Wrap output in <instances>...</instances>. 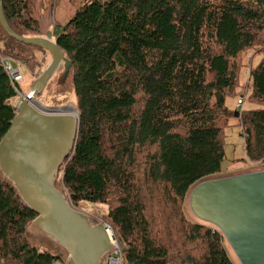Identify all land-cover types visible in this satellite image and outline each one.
I'll use <instances>...</instances> for the list:
<instances>
[{"label": "trees", "instance_id": "obj_1", "mask_svg": "<svg viewBox=\"0 0 264 264\" xmlns=\"http://www.w3.org/2000/svg\"><path fill=\"white\" fill-rule=\"evenodd\" d=\"M57 1L0 6L14 35L50 34L64 55L35 96L51 109L72 103L78 117L61 191L110 226L119 264H235L223 234L185 207L194 187L226 178L228 128L244 140V159L233 163L264 170V0H69L75 10L61 22ZM248 53L263 57L241 84ZM0 56L34 82L50 53L0 26ZM23 82L11 83L0 61V141ZM236 98L241 111L229 108ZM35 218L0 173V264H72L61 250L33 244L25 229Z\"/></svg>", "mask_w": 264, "mask_h": 264}, {"label": "water", "instance_id": "obj_2", "mask_svg": "<svg viewBox=\"0 0 264 264\" xmlns=\"http://www.w3.org/2000/svg\"><path fill=\"white\" fill-rule=\"evenodd\" d=\"M0 26L9 37L51 55L0 141V173L36 214L25 232L51 240L72 264H102L115 247L108 235L112 229L73 208L56 186L59 169L76 143V111L70 106L44 109L35 100L61 66L63 52L48 37L18 38L9 30L1 6ZM189 207L199 221L223 234L240 264H264V170L200 183L189 195Z\"/></svg>", "mask_w": 264, "mask_h": 264}, {"label": "rangeland", "instance_id": "obj_3", "mask_svg": "<svg viewBox=\"0 0 264 264\" xmlns=\"http://www.w3.org/2000/svg\"><path fill=\"white\" fill-rule=\"evenodd\" d=\"M74 10H75V7L72 9V6L70 5L69 0H58L57 4H56V10H55L56 11L55 19L58 20L59 22H61V20L63 18H65L66 16H69L70 14L72 15ZM49 21H51V20L49 19ZM47 24H48V21H47ZM50 31H51V29H50ZM48 36H49L48 38L52 41L50 34ZM262 57H263L262 54L252 55V53H248L247 55H244L243 62L245 64V68L243 69L242 74H241V81H240L241 84L245 83L248 80V69H249V67L251 65L256 66ZM45 58L46 59H45L44 64L47 62H48L47 64H49V62L51 61V55L47 56ZM44 64L42 63L40 65V67L36 71V73L33 74L32 79L36 80L42 75V73L44 72V66H45ZM23 81L24 82L20 85L22 90H23V93H21V94L19 93V95H18L19 102L21 101L22 96L26 97V95L30 92V89L32 87V83H34L33 81H31V77L27 74L24 76ZM239 100H240V98H236L235 100H233L231 102V104L229 102V104H230L229 108L239 109L240 111L243 110L244 102H243L242 108L237 107ZM37 102L40 103L39 101H37ZM70 104L72 105V103H70ZM71 105H67V106H70L71 108H73ZM42 106L44 107V109H51L49 107H46L45 105H42ZM225 133L226 134H225L224 145H223V147H224V160L221 164L222 175L224 177L228 178L227 176H231V175L238 176L239 174H242L243 172H245V174H248L249 172L254 173V172L262 171V168H263L262 164H252V165L248 166L246 164L239 163V162L233 163V161H235V160L244 159V155H245V153H244V140H243V137L241 136V129L238 127L228 128ZM246 172H248V173H246ZM58 181L59 180H58V176H57L56 186H59ZM59 190H61L60 186H59ZM91 209L92 210L100 209V210L104 211L106 208L102 207V206H94ZM185 213L191 220H198L192 214V211L189 207V203H187V206L185 207ZM90 217L93 218L94 220L96 219L95 217H92V216H90ZM96 221H101V220L98 219ZM28 237L33 241V244H35L36 246L39 247L40 250H46L48 252H50V251L58 252L60 250L58 247H56L54 245V243L51 240H49L46 237H42V236H38V235H29V234H28ZM228 247H229L228 253H229V256L231 257V259L235 262V264H240L229 245H228Z\"/></svg>", "mask_w": 264, "mask_h": 264}, {"label": "built area", "instance_id": "obj_4", "mask_svg": "<svg viewBox=\"0 0 264 264\" xmlns=\"http://www.w3.org/2000/svg\"><path fill=\"white\" fill-rule=\"evenodd\" d=\"M0 61L11 83L15 85L16 83H21L23 81L22 71L20 67L14 63V61H12L9 57H2V56H0ZM17 95H19L18 92H17ZM22 98L23 96L21 97V99ZM237 106L241 107L242 102L238 101ZM114 246L115 247L112 250V252L104 258L103 264H118L119 263L118 256H119L121 249L118 248L119 247L118 245H114Z\"/></svg>", "mask_w": 264, "mask_h": 264}, {"label": "bare ground", "instance_id": "obj_5", "mask_svg": "<svg viewBox=\"0 0 264 264\" xmlns=\"http://www.w3.org/2000/svg\"><path fill=\"white\" fill-rule=\"evenodd\" d=\"M31 104L32 105H34V106H36V107H38V105L35 103V102H31ZM39 108V107H38ZM66 110H69V111H71V109L70 108H67ZM113 233H112V231L109 229V231H108V235H109V237H110V239H111V241H112V244L113 245H116V243H115V241L113 240V235H112Z\"/></svg>", "mask_w": 264, "mask_h": 264}, {"label": "clouds", "instance_id": "obj_6", "mask_svg": "<svg viewBox=\"0 0 264 264\" xmlns=\"http://www.w3.org/2000/svg\"><path fill=\"white\" fill-rule=\"evenodd\" d=\"M240 101V100H239ZM238 107V106H237ZM243 107V103H242V106H241V108Z\"/></svg>", "mask_w": 264, "mask_h": 264}]
</instances>
